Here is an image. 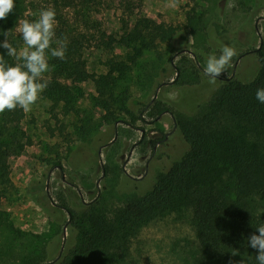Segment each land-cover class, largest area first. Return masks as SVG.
<instances>
[{"label":"trees","instance_id":"obj_1","mask_svg":"<svg viewBox=\"0 0 264 264\" xmlns=\"http://www.w3.org/2000/svg\"><path fill=\"white\" fill-rule=\"evenodd\" d=\"M112 3L118 4L127 16L120 20V31L124 33L120 37L109 32L97 18L104 5L109 4L110 9ZM15 5L14 12L0 20V32L8 31L10 43L17 48L23 45L22 36L16 31L18 22L35 19L41 9L55 8L56 38L66 41V58L49 55L51 71L45 76L50 82L42 96L55 105H63L65 113L71 112L83 98L81 84L93 78L85 59L86 50L92 47L109 50L120 44L121 48L133 51L126 61H109L108 73L94 80L104 98L102 108L108 111L104 120L112 125L131 124L121 114L125 100L134 99L132 102L140 112L133 114L127 106L124 113L138 119H142L144 111H153L157 117L174 113L163 101L156 102L152 109L132 91L146 78L143 73L148 71L149 64L141 63L146 56L154 54L163 60L162 48L168 47L169 58L163 72L167 73L175 58L182 55L179 63L183 65L176 67L177 84L192 85L201 79L204 66L186 55L185 45L189 41L187 34L196 35L197 23L204 19L203 11L193 8L184 24H168L143 14L135 16L131 0H15ZM215 27L222 34L224 28L217 24ZM3 38L0 35V40ZM246 54L253 55L260 64L255 81L223 80L220 93L202 114L192 119L173 114L175 127L188 151L168 172L156 178L149 193L127 203L113 216L101 212L97 201L85 203L76 197L72 206L60 204L69 216L65 228L54 225L40 234L19 229L11 214L3 210L4 203L10 202L15 192L9 176V159L25 149V114L20 108L0 113V264H125L130 241L145 226L185 211L192 213L205 257L202 264H233L236 257L244 258L247 254L251 259L245 260V264H258L257 250L249 246L248 237L254 232L258 234L256 229L264 225L254 212L256 199L264 196V147L260 145L264 140V103L256 99L257 89L264 88V40L259 48ZM194 56L199 58L196 53ZM5 60L15 63L6 54ZM107 95L115 97L112 102L121 104V112L111 109ZM79 130L92 133L86 127ZM161 134V138L143 137L139 144L154 151L165 140Z\"/></svg>","mask_w":264,"mask_h":264},{"label":"rangeland","instance_id":"obj_2","mask_svg":"<svg viewBox=\"0 0 264 264\" xmlns=\"http://www.w3.org/2000/svg\"><path fill=\"white\" fill-rule=\"evenodd\" d=\"M131 1L135 4V16L143 14L158 23L184 24L193 8L204 12L203 21L196 26V37L186 33L189 41L183 44L187 46L186 55L203 64L201 79L192 85L177 84L176 67L183 65L179 63L182 55L175 58L167 73L163 72L169 58L168 47L162 48L163 60L154 54L146 56L141 60L149 64L148 71L143 73L146 78L132 91L152 109L156 102L163 101L174 113L157 117L153 111H144L142 119H138L124 113L128 106L130 112L139 114L134 99L125 100L121 112V104L112 102L115 97L107 95L111 109L131 122L112 125L104 120L108 111L102 108L104 98L94 80L108 73L109 61H126L133 51L121 48L120 44L109 50L87 49L85 59L93 78L81 84L84 96L74 109L65 113L63 105H55L41 94L31 111L24 112L25 149L9 159V176L15 192L11 201L3 205V210L11 214L14 224L23 231L40 234L54 225L65 228L69 216L60 204L72 206L76 197L85 203L97 201L101 212L113 216L127 203L149 193L156 178L168 172L188 151L175 127L173 114L195 118L220 93L223 80L235 78L250 83L260 74L259 62L246 53L259 48L264 40V0H179L175 9L165 6L169 0ZM117 5L112 3L109 9V4H105L97 18L109 32L120 37L124 34L120 20L127 16ZM215 24L224 28L222 34H218ZM225 45L234 48L236 55L216 84H210L204 73L207 58L218 56ZM82 127L92 133L82 132ZM161 132L165 140L154 151L139 144L143 137L161 138ZM260 145L264 147V140ZM254 212L264 223V196L256 199ZM204 259L192 213L185 211L145 226L130 241L125 264H202ZM250 259L248 254L244 258L239 256L233 264H245Z\"/></svg>","mask_w":264,"mask_h":264},{"label":"clouds","instance_id":"obj_3","mask_svg":"<svg viewBox=\"0 0 264 264\" xmlns=\"http://www.w3.org/2000/svg\"><path fill=\"white\" fill-rule=\"evenodd\" d=\"M15 0H0V20H6L14 12ZM175 9L179 0H169L165 5ZM56 11L54 7L41 9L35 19L20 20L16 31L22 36L23 45L14 47L8 39V31L0 32L4 38L0 40V113L17 108L24 112L31 111L41 94L47 89L49 80L45 74L51 71L49 55L63 60L66 58V41L57 39ZM53 44L56 46L53 47ZM5 54L15 60L9 64ZM236 55L234 48L223 46L220 54L210 55L207 58L204 73L209 83L215 85L218 77L224 75L232 58ZM256 99L264 103V88H258ZM248 237V244L257 250L258 264H264V225L259 226Z\"/></svg>","mask_w":264,"mask_h":264}]
</instances>
